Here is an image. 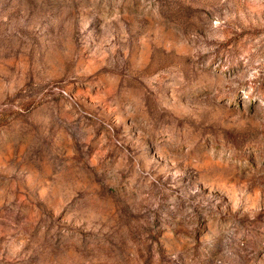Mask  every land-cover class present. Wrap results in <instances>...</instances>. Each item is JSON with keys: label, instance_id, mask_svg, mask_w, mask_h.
<instances>
[{"label": "rangeland", "instance_id": "1", "mask_svg": "<svg viewBox=\"0 0 264 264\" xmlns=\"http://www.w3.org/2000/svg\"><path fill=\"white\" fill-rule=\"evenodd\" d=\"M0 264H264V0H0Z\"/></svg>", "mask_w": 264, "mask_h": 264}]
</instances>
